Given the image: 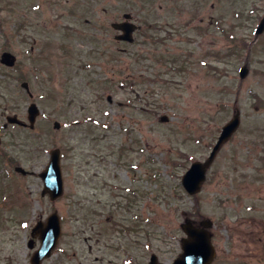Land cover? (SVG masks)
I'll list each match as a JSON object with an SVG mask.
<instances>
[{
    "label": "rangeland",
    "instance_id": "rangeland-1",
    "mask_svg": "<svg viewBox=\"0 0 264 264\" xmlns=\"http://www.w3.org/2000/svg\"><path fill=\"white\" fill-rule=\"evenodd\" d=\"M34 4V99L22 67L0 65V128L27 121L32 102L42 112L33 131L7 127L0 147V264H30L31 230L55 210L65 235L43 264H149L152 253L171 264L189 220L213 223V264H264V0H0V56L5 32L22 51L14 32ZM125 14L140 26L133 43L111 27ZM237 113L238 131L189 196L183 175ZM56 148L66 192L51 201L39 174Z\"/></svg>",
    "mask_w": 264,
    "mask_h": 264
},
{
    "label": "water",
    "instance_id": "water-1",
    "mask_svg": "<svg viewBox=\"0 0 264 264\" xmlns=\"http://www.w3.org/2000/svg\"><path fill=\"white\" fill-rule=\"evenodd\" d=\"M125 33L123 39H131V34L134 27L128 24H122L118 26ZM264 30V20L261 23L258 33ZM5 61V59H4ZM11 61V60H10ZM13 65L14 61H11ZM247 74V69L242 70V77ZM29 118L31 123H34L38 110L35 105L31 106L29 110ZM166 121L167 119H162ZM11 123H20L17 118H9ZM240 125L239 114L224 128L219 139L218 144L215 146L210 158L206 163H194L192 168L184 175L182 183L185 189L192 195L198 193L201 190L202 184L206 180V173L213 163L218 151L221 146L227 142ZM22 171V169H18ZM41 178L45 184V190L43 194H49L52 200H56L61 197L64 193V180L61 167V155L59 150L51 152V160L46 170L41 173ZM202 227H196L192 222L188 221L183 224L182 228L187 234L188 238L183 240L184 253L174 262V264H211L216 256L215 249L211 242V234L206 228L211 226V223L204 221L201 224ZM61 219L58 212H54L48 219L47 222H39L33 229L32 236H39L41 240V248L34 254L32 258V264H42L47 258H50L52 252L58 246L59 240L62 233ZM32 246V243H31ZM150 264H160L157 261V257L153 256Z\"/></svg>",
    "mask_w": 264,
    "mask_h": 264
},
{
    "label": "flooded vegetation",
    "instance_id": "flooded-vegetation-1",
    "mask_svg": "<svg viewBox=\"0 0 264 264\" xmlns=\"http://www.w3.org/2000/svg\"><path fill=\"white\" fill-rule=\"evenodd\" d=\"M22 9L23 10L20 13L19 24L16 25V31L14 32L17 35L18 42L20 44V47L22 48V51L19 53L18 56L12 52V48H13L12 45L14 43V40H12L13 36L10 32H5V40H4L5 49L2 51V53L9 52L16 56L17 58L16 64L22 67L21 68V77L23 80L22 84L27 83L30 85V88L32 89L30 78L33 77L36 80V75L40 69L39 62L42 60V55L37 53L38 39L36 37V33H33L32 29H30V26L34 22L31 20L32 16L28 18V15L31 14V10H32V13L35 14L37 7L36 5H32L31 7L24 6L22 7ZM58 15L60 16V14ZM0 16H1V13H0ZM59 16H57L56 18L59 19L60 18ZM0 21L2 22L1 17H0ZM62 30L63 32L66 33V37H68L69 31H70L69 27L66 25L64 29ZM44 58L47 59L46 56H44ZM52 59H53V55H52ZM2 67L7 68L6 66H2ZM7 69H10V68H7ZM6 127L7 125L5 126V128ZM5 128L0 129V133L3 134V131L5 130ZM117 246L120 247L121 244H118Z\"/></svg>",
    "mask_w": 264,
    "mask_h": 264
}]
</instances>
